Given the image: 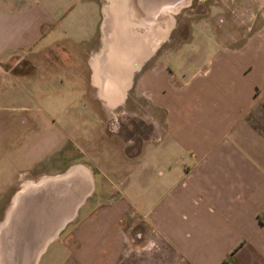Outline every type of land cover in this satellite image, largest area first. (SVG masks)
Instances as JSON below:
<instances>
[{
	"label": "crops",
	"instance_id": "0c3cea01",
	"mask_svg": "<svg viewBox=\"0 0 264 264\" xmlns=\"http://www.w3.org/2000/svg\"><path fill=\"white\" fill-rule=\"evenodd\" d=\"M161 1L0 0V102L7 80L24 73L33 82L47 65L63 69L83 116L100 117L97 105L108 116L133 91L164 111L163 129L154 126V139L122 165L119 195L71 223L58 264H264V125L256 116L264 109V30L181 75L167 63L173 51H156L174 25L172 13L162 14L176 3L163 9ZM20 62L24 72L13 69ZM9 136L5 182L14 180L8 171L18 154ZM28 148L25 162L35 153ZM95 180L75 164L16 191L0 222V264H39ZM134 214L145 227L134 226Z\"/></svg>",
	"mask_w": 264,
	"mask_h": 264
},
{
	"label": "rangeland",
	"instance_id": "374dc122",
	"mask_svg": "<svg viewBox=\"0 0 264 264\" xmlns=\"http://www.w3.org/2000/svg\"><path fill=\"white\" fill-rule=\"evenodd\" d=\"M97 1L99 5L105 6L107 3V0ZM161 2L163 9L176 3L164 9L162 14L166 17L172 13L174 25L156 51L157 53L173 51L166 62L175 71L206 66L220 46H238L251 35H263L264 0H162ZM68 46L71 51L77 50V46L73 44ZM15 65L13 68L15 71L24 72L21 62ZM46 66H40L35 70L38 79H32L33 82L26 79L23 73L17 74L18 78L7 80L2 84L7 96L0 102L2 105L0 160L4 159L3 150L6 145L4 143L1 146L4 142V134L10 135L8 141H11V144L18 143L16 146L18 154L14 159L16 165L12 167V171H8L13 174L14 180L12 182L0 180V222L4 219L6 210L12 205L15 192L25 184L34 183L48 175H58L75 164L85 165L96 178L95 188L83 203L85 208L82 206L81 213L79 212L67 224L69 228L61 231L60 236L53 240L49 250L39 262V264H48L45 263L46 257L51 255L52 261L49 263L58 264L59 254L67 253L65 244L73 239V235L70 234L73 224L89 220L90 208L104 205L119 195L122 186V165L128 158L137 156L141 142L154 139V126L159 130L163 129L164 111L145 96L133 91L129 101L108 116L104 115L98 105L100 117L83 116L80 110H83L81 107L84 104L78 102L79 100H73L74 95L71 93L68 80H60L59 75L64 73L63 69ZM183 72L180 71L181 75ZM22 105L27 106L29 110L23 111L20 107H15ZM88 108L95 107L89 103ZM67 110L78 116L64 118ZM42 115L48 117H40ZM12 116L17 118L14 119ZM256 116L260 125H264V109H259ZM10 117L13 119L11 123L7 122L10 121ZM27 148L29 154L35 153L33 156H27L30 160L25 162ZM152 167V170L146 171L151 194L155 193V171L154 166ZM114 169L118 170L119 175L113 174ZM139 175L140 173H137L136 177ZM152 184L153 188H151ZM138 217V214H134L133 218L136 220L134 226L141 229L145 224Z\"/></svg>",
	"mask_w": 264,
	"mask_h": 264
},
{
	"label": "trees",
	"instance_id": "16d2710c",
	"mask_svg": "<svg viewBox=\"0 0 264 264\" xmlns=\"http://www.w3.org/2000/svg\"><path fill=\"white\" fill-rule=\"evenodd\" d=\"M231 259H232V254H229V256L226 257V258L222 261V263H229V262L231 261Z\"/></svg>",
	"mask_w": 264,
	"mask_h": 264
},
{
	"label": "water",
	"instance_id": "95a60500",
	"mask_svg": "<svg viewBox=\"0 0 264 264\" xmlns=\"http://www.w3.org/2000/svg\"><path fill=\"white\" fill-rule=\"evenodd\" d=\"M146 3H148L147 1H145Z\"/></svg>",
	"mask_w": 264,
	"mask_h": 264
}]
</instances>
